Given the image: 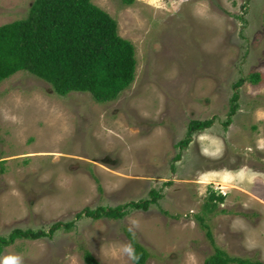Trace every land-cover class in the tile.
I'll use <instances>...</instances> for the list:
<instances>
[{
  "label": "rangeland",
  "instance_id": "rangeland-1",
  "mask_svg": "<svg viewBox=\"0 0 264 264\" xmlns=\"http://www.w3.org/2000/svg\"><path fill=\"white\" fill-rule=\"evenodd\" d=\"M34 0H0V25L27 16ZM135 46L133 83L109 102L58 95L27 71L0 83V235L70 221L85 207L161 196L123 218L75 219L52 238L16 240L0 264H204L216 244L264 262V0H92ZM246 81L229 116L234 84ZM214 119L193 134L191 120ZM180 157L177 158V155ZM213 193L225 194L207 208ZM234 264V263H231Z\"/></svg>",
  "mask_w": 264,
  "mask_h": 264
},
{
  "label": "trees",
  "instance_id": "trees-1",
  "mask_svg": "<svg viewBox=\"0 0 264 264\" xmlns=\"http://www.w3.org/2000/svg\"><path fill=\"white\" fill-rule=\"evenodd\" d=\"M136 65L134 44L120 35L117 20L92 0H34L26 17L0 25V83L19 71H27L50 83L60 96L73 91L87 92L95 101L105 103L117 99L133 83ZM261 79L260 72H252L234 84L237 90L231 99L225 127L232 123L240 108L238 88L246 81L257 83ZM213 123L214 119L191 120L180 146L187 147L195 132L209 128ZM4 171L5 167L0 166V174ZM160 197L152 190L147 199L117 206L85 207L75 219L83 216L95 220L121 219L132 210H148ZM225 200V194L213 193L206 207H218ZM75 219L55 221L49 227L13 228L8 234L0 235V255L16 240L52 238L59 230L70 231L76 226ZM200 219L214 246V252L204 264H264L259 259L231 256L216 244L210 226L203 217ZM128 234L132 260L135 264H146L151 255L149 249L133 233ZM82 250L86 264H101L89 249Z\"/></svg>",
  "mask_w": 264,
  "mask_h": 264
}]
</instances>
